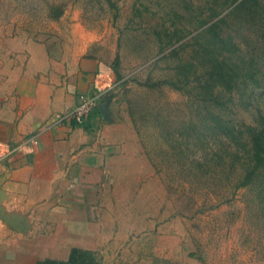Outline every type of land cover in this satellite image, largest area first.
<instances>
[{
  "label": "rangeland",
  "instance_id": "1",
  "mask_svg": "<svg viewBox=\"0 0 264 264\" xmlns=\"http://www.w3.org/2000/svg\"><path fill=\"white\" fill-rule=\"evenodd\" d=\"M223 1L0 0L1 51L8 38L41 39L52 49L92 39L90 51L109 65L119 55L118 85L105 97L117 95L141 152L110 187L105 264H264V173L233 191L245 153L218 125L241 128L264 117V0L250 14L230 13L240 0ZM210 8L226 16L222 34L239 46V63L252 60L258 80L221 93L225 109L169 85L143 84L170 79L177 59H192L198 21ZM165 30L192 31L161 52ZM173 48L178 56L169 55Z\"/></svg>",
  "mask_w": 264,
  "mask_h": 264
},
{
  "label": "crops",
  "instance_id": "2",
  "mask_svg": "<svg viewBox=\"0 0 264 264\" xmlns=\"http://www.w3.org/2000/svg\"><path fill=\"white\" fill-rule=\"evenodd\" d=\"M7 42L0 50V141L20 147L0 161V264H63L72 249L105 264L110 187L141 152L127 112L105 93L99 103L110 98L108 118L98 103L83 124H46L79 93L92 92L97 79L115 80L112 62L90 51L92 39L55 49L41 39Z\"/></svg>",
  "mask_w": 264,
  "mask_h": 264
},
{
  "label": "trees",
  "instance_id": "3",
  "mask_svg": "<svg viewBox=\"0 0 264 264\" xmlns=\"http://www.w3.org/2000/svg\"><path fill=\"white\" fill-rule=\"evenodd\" d=\"M236 1L238 0H230L229 2L224 0L223 4L229 5ZM256 5H258V0H240L230 13L243 9L250 14L254 11ZM57 11L58 8L55 11L56 16H58ZM220 14L221 10L210 8L208 14L198 21L197 27H203V29L194 37L197 47L193 51V57L188 61L177 59L173 67L175 70L173 77L154 81L153 83H148L147 79L143 84L146 86L169 85L173 89L193 94L199 101L207 103L206 107L216 105L225 109L227 108V100L223 99L221 93L230 94L244 89L248 84L254 85L257 83L258 80L254 77L256 69H254L252 60L239 63L237 60L240 58L238 54L239 46L231 36L222 34V25L226 23V16L219 17ZM191 31L179 35L178 31L174 30L173 33L168 35L165 30L168 39L165 42L159 40V50L162 52L164 48L173 45ZM169 55L178 56V50L171 49ZM119 62V55L116 54L111 63L116 79L120 78ZM197 68H202L203 72L197 74ZM96 109L97 106L94 110ZM218 125H223L219 132L225 136L226 140L232 145H241V149L245 153L243 155L245 159L241 161L242 174L233 185V191L241 187H247L259 177V174L264 173V117L255 124H244L241 128L234 124L230 125L226 120L221 121ZM247 145L249 146L248 149ZM229 154L234 159L239 158L236 151L231 150ZM228 168H231V164ZM88 263L98 264V261L95 260L92 253L72 249L69 260L63 264Z\"/></svg>",
  "mask_w": 264,
  "mask_h": 264
},
{
  "label": "built area",
  "instance_id": "4",
  "mask_svg": "<svg viewBox=\"0 0 264 264\" xmlns=\"http://www.w3.org/2000/svg\"><path fill=\"white\" fill-rule=\"evenodd\" d=\"M99 75L96 76V78H98ZM117 85L118 82L116 80L109 79L106 82L100 83L97 79L94 83V90L92 92L79 93L76 104L72 108L54 114L51 120L46 124V127L51 128L60 125H70L71 123L83 124L98 105L100 99L104 98V94L113 91ZM19 147L20 146H10L0 141V161L13 154Z\"/></svg>",
  "mask_w": 264,
  "mask_h": 264
},
{
  "label": "water",
  "instance_id": "5",
  "mask_svg": "<svg viewBox=\"0 0 264 264\" xmlns=\"http://www.w3.org/2000/svg\"><path fill=\"white\" fill-rule=\"evenodd\" d=\"M110 102V98H108L104 103H99L98 107H100L102 110V114L105 118H108L106 112H108V104Z\"/></svg>",
  "mask_w": 264,
  "mask_h": 264
}]
</instances>
